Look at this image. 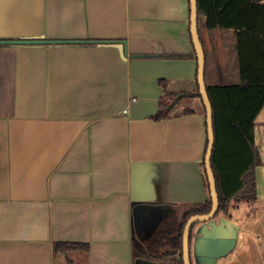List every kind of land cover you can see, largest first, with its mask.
I'll use <instances>...</instances> for the list:
<instances>
[{
    "label": "crops",
    "instance_id": "1",
    "mask_svg": "<svg viewBox=\"0 0 264 264\" xmlns=\"http://www.w3.org/2000/svg\"><path fill=\"white\" fill-rule=\"evenodd\" d=\"M190 17V0H0V40L127 49L0 44V264H137L138 219L209 200L198 60L173 57L196 56ZM198 31L206 86L239 83L235 32L199 14ZM165 91L189 96L157 121ZM258 168L257 198L217 216L239 228L234 264H264Z\"/></svg>",
    "mask_w": 264,
    "mask_h": 264
},
{
    "label": "trees",
    "instance_id": "2",
    "mask_svg": "<svg viewBox=\"0 0 264 264\" xmlns=\"http://www.w3.org/2000/svg\"><path fill=\"white\" fill-rule=\"evenodd\" d=\"M198 14L206 17L207 29L233 30L236 34L235 56L240 82L207 85L213 105L215 146L212 168L219 195V215L229 212L234 199L253 201L257 198L256 170L262 163L255 144V120L264 108V3L257 0H198ZM173 57L197 58L193 54ZM208 69L206 59L205 75ZM160 83L164 86V80ZM198 94L201 97L200 92ZM186 96L189 95L165 91L154 119L169 118L173 107ZM226 143H230L228 150L224 149ZM205 176L209 189L206 171ZM211 208V196L202 204L179 206L181 218L176 233L171 232L167 245L162 246L161 255L155 257L163 260L162 264H184L185 225L191 217L206 215ZM55 250H89V246L57 243Z\"/></svg>",
    "mask_w": 264,
    "mask_h": 264
},
{
    "label": "water",
    "instance_id": "3",
    "mask_svg": "<svg viewBox=\"0 0 264 264\" xmlns=\"http://www.w3.org/2000/svg\"><path fill=\"white\" fill-rule=\"evenodd\" d=\"M190 26L191 37L195 48L198 60V83L199 90L204 102L207 113V131H208V146L205 156V171L209 183L210 196L212 201L211 211L206 215L191 217L184 228L183 233V260L184 264H192L191 261V242L193 236V251L196 264H217L218 260L230 254L237 246L239 228L233 222L226 218H218L219 212V195L217 191V183L212 168V157L215 146V131L213 105L209 97L205 82L206 60L203 46L200 40L198 31V0H190ZM97 43V44H112L117 45L124 55L127 54L125 41L112 40H95V41H69V40H42V39H17V40H0V44H15V45H40V44H64V43ZM199 225L193 235V227ZM216 229H222L226 232V236H221ZM234 231V235L230 233ZM210 234L217 241H210L207 234Z\"/></svg>",
    "mask_w": 264,
    "mask_h": 264
},
{
    "label": "rangeland",
    "instance_id": "4",
    "mask_svg": "<svg viewBox=\"0 0 264 264\" xmlns=\"http://www.w3.org/2000/svg\"><path fill=\"white\" fill-rule=\"evenodd\" d=\"M256 134V140H257V148L260 150L261 154V160L262 164L264 165V133L262 131L261 126H257L255 130ZM230 146V143H226L224 149L228 150ZM227 152V151H226ZM264 170V166H261L258 168V172H261ZM239 214H243L246 216L249 212L248 209L240 208L238 210ZM180 215V216H179ZM164 218L161 220L160 216L156 217L155 221L151 220V222L145 220L144 223L141 225L139 224V221L136 223V241H135V251H136V263L137 264H162L163 260H160L158 257L162 253V246L164 244L167 245V240L170 238L169 235L176 233V227L178 226L181 218V214H178V211H172L164 213ZM245 223H243L242 226H244ZM211 228L216 227L214 225H210ZM197 226L193 228V235L196 231ZM141 230L145 231L146 238L144 240H141V235L139 234ZM217 233H219L221 236H226V232H223L222 229H216ZM239 231V230H238ZM231 235H234V231L230 233ZM207 238L210 241H217L216 238H213L209 233L207 234ZM72 251V250H71ZM235 251V252H234ZM68 252V251H67ZM243 252V250H242ZM234 253V256L231 257V254ZM238 253V250L235 249L228 255H225L221 257L218 260V264H234V259H236V255ZM155 257V258H154ZM195 255L193 251V236H192V242H191V261L192 264H196L195 261ZM157 258V259H156ZM159 260V261H158Z\"/></svg>",
    "mask_w": 264,
    "mask_h": 264
},
{
    "label": "flooded vegetation",
    "instance_id": "5",
    "mask_svg": "<svg viewBox=\"0 0 264 264\" xmlns=\"http://www.w3.org/2000/svg\"><path fill=\"white\" fill-rule=\"evenodd\" d=\"M139 218H141V217H139ZM148 219V218H147ZM149 220V219H148ZM138 221H139V224H141V221H140V219H138Z\"/></svg>",
    "mask_w": 264,
    "mask_h": 264
},
{
    "label": "built area",
    "instance_id": "6",
    "mask_svg": "<svg viewBox=\"0 0 264 264\" xmlns=\"http://www.w3.org/2000/svg\"><path fill=\"white\" fill-rule=\"evenodd\" d=\"M133 100H135V99H133ZM124 112H127V110H125Z\"/></svg>",
    "mask_w": 264,
    "mask_h": 264
}]
</instances>
